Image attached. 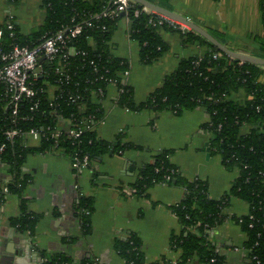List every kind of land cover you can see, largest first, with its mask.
I'll return each mask as SVG.
<instances>
[{
  "label": "crops",
  "instance_id": "crops-1",
  "mask_svg": "<svg viewBox=\"0 0 264 264\" xmlns=\"http://www.w3.org/2000/svg\"><path fill=\"white\" fill-rule=\"evenodd\" d=\"M156 1V5L189 18L233 51L264 59L259 43L264 36L260 0ZM9 19L16 21L22 34L30 35L43 25L46 10L42 0H19L16 4L0 0V25ZM129 29V21L120 20L108 46L113 56L128 62L129 75L121 77L123 83L133 88L137 103L161 87L182 59L207 50L198 43L186 44L181 32L162 30L169 50L154 64L145 65L140 61V46L130 37ZM261 81L264 82V76ZM56 89L49 86L50 101ZM119 95L111 85L103 98L93 96V104L104 109V118L94 129L98 139L131 148L120 154L99 156L84 169L73 166L64 148L29 154L22 166V175L27 179L24 194L5 197L0 212V264H44V256L61 255L74 264L95 260L99 264H126L116 245L131 236L138 238L146 264H179L182 252L175 241L187 237V232L174 207L184 201L187 191L181 185L156 184L139 194L136 184L142 170L162 152L170 151V161L181 178L204 180L208 195L214 200L228 194L238 171L227 169L220 154L212 149V135L203 128L208 121L205 109L181 115L171 111L133 112L118 105ZM235 97L244 99L245 94L241 91ZM70 125L69 120L61 119L57 128L66 132ZM41 141L40 137L28 136L27 146L38 149ZM215 153L219 159L210 165ZM12 177L10 167L0 158V190ZM83 196L94 200L88 235L84 234L78 216L77 206ZM23 200L27 213L39 219L32 236L14 225L21 217ZM249 210L246 202L233 197L225 210L226 221L208 230L209 241L223 264H252L244 249L247 235L232 221L235 216L248 215ZM187 264L203 263L194 257Z\"/></svg>",
  "mask_w": 264,
  "mask_h": 264
},
{
  "label": "trees",
  "instance_id": "trees-1",
  "mask_svg": "<svg viewBox=\"0 0 264 264\" xmlns=\"http://www.w3.org/2000/svg\"><path fill=\"white\" fill-rule=\"evenodd\" d=\"M18 1L9 0L14 4ZM113 1L42 0L46 19L30 35L22 34L15 20L9 19L0 25L4 33L2 49L6 53L15 46L38 47L45 39L75 24L84 26L82 34L69 44V47H75L80 52L78 55L67 62L61 58L52 62L41 59L45 73L33 81L36 96L22 102L16 115L10 105L11 98L6 96V85L0 83V145L6 144L0 158L10 167L13 176L7 184L10 195L21 197L24 194L27 179L22 175V166L27 156L36 150L47 153L64 148L72 160L79 153L80 158L87 155L92 162L104 154H120L131 148L130 145L98 139L94 129L104 118V109L100 104H93V96L103 98L111 85L121 91L118 105L129 111L150 110L156 114L171 111L181 115L203 108L208 115L203 128L212 135V149L220 154L222 164L227 169L238 171V177L228 194L214 200L209 197L208 184L204 180L182 179L180 171L170 161V151L162 152L153 164L142 170L136 188L139 194L163 183L181 185L186 189L184 201L174 207L187 232V237L175 241L176 248L182 252L179 264H187L194 257L203 264H223L209 241L208 230L226 221L225 210L230 206L231 198L246 202L250 207L248 215L235 216L232 221L241 226L247 235L244 249L251 263L264 264V82L261 81L264 67L235 60L196 32L174 28L155 13H142L136 17L134 11L140 9L137 3L133 4L128 15L103 17ZM147 1L158 4L156 0ZM260 12L264 29V0H260ZM124 18L129 20L130 37L138 42L140 61L145 65L154 64L169 50L161 36L162 30L181 32L186 44L198 43L207 50L203 54L182 59L164 79L161 87L145 101L137 103L133 88L123 83L121 77L129 71L128 62L113 56L108 46L118 22ZM259 43L264 50V36ZM215 55L220 56L215 58ZM50 85L57 88L52 101L48 96ZM241 91L245 98L237 99L235 95ZM77 96L80 98L72 101ZM61 119L69 120L71 128L82 127L83 134L79 138L65 133L57 140L52 138L51 134L58 129L57 124ZM88 126L90 128L86 129ZM33 129L44 130L38 149L27 146L25 134L11 141L5 136L9 130L29 133ZM167 176H171V181H167ZM0 198L4 200L5 196L0 193ZM21 202V217L14 221V225L32 236L39 219L28 214L25 201ZM77 208L83 232L88 235L94 212L93 198L81 197ZM116 248L126 264H146L136 236L117 243ZM44 258V264H74L64 255ZM95 262L86 261L83 264Z\"/></svg>",
  "mask_w": 264,
  "mask_h": 264
},
{
  "label": "built area",
  "instance_id": "built-area-1",
  "mask_svg": "<svg viewBox=\"0 0 264 264\" xmlns=\"http://www.w3.org/2000/svg\"><path fill=\"white\" fill-rule=\"evenodd\" d=\"M135 2L133 0H114L112 6L108 8L104 13L103 17L113 18L119 16L120 14L128 15L131 8ZM142 13H154L146 7H140L134 11V15L138 17ZM163 19L170 22L174 28H179L181 30H186L187 27L175 20L167 18L160 15ZM128 20V19H127ZM129 21V20H128ZM84 26L81 24H75L74 26L68 27L63 31L58 32L56 35L49 37L43 41L41 45L34 48L15 46L12 51L6 53L2 49L3 41V31L0 30V62L3 64L0 67V83L6 85V96L10 97V105L13 109V114L16 115L19 110V105L28 99H33L36 96V91L33 87V81H35L39 76L44 75L45 71L43 65L41 64V59H46L50 62L54 61L56 58H61L64 62H67L72 56L78 55L80 52L75 49V47H69V44L77 39L83 32ZM103 29H106L103 27ZM187 29L186 31H189ZM220 55H215L218 58ZM125 76L129 75V71L124 73ZM69 79V76H66ZM121 91H119L120 93ZM73 97L72 101L75 99ZM55 99V97H54ZM53 99V100H54ZM88 126L86 129H89ZM44 131V130H43ZM43 131L37 129L31 130L29 133H24L16 130H9L5 133L7 140H13L16 136L24 135L42 138ZM84 132L81 128H70L68 131L64 132L61 130H54L51 134L52 138L55 140L67 134L73 138H79ZM6 144L0 145V153L4 152ZM73 166L76 169H84L90 166V159L87 155L80 158L79 153L73 156ZM167 181H171V176H167ZM166 183H163V185ZM2 196H9L10 191L7 186L0 190ZM4 200L0 198V212L2 210ZM44 263L46 259L42 260ZM214 262V260L212 261ZM259 263V262H258ZM95 264H99L96 260Z\"/></svg>",
  "mask_w": 264,
  "mask_h": 264
},
{
  "label": "water",
  "instance_id": "water-1",
  "mask_svg": "<svg viewBox=\"0 0 264 264\" xmlns=\"http://www.w3.org/2000/svg\"><path fill=\"white\" fill-rule=\"evenodd\" d=\"M135 3L139 5V7H146L150 9L152 12H154L157 15H162L167 18H170L172 20H175L187 27V29H190L203 38H205L207 41L212 43L214 46H216L222 53L225 55L235 59V60H240L243 62H248V63H253L256 65H260L264 67V59L258 58L249 54L241 53V52H236L227 47L225 44L221 43L218 39H216L213 35H211L209 32H207L204 28L200 27L198 24L195 22L191 21L189 18L180 15L178 13H175L171 10H168L166 8H163L161 6H158L156 4H153L147 0H133ZM124 16V14H122ZM186 29V30H187ZM175 183V181H174Z\"/></svg>",
  "mask_w": 264,
  "mask_h": 264
},
{
  "label": "rangeland",
  "instance_id": "rangeland-1",
  "mask_svg": "<svg viewBox=\"0 0 264 264\" xmlns=\"http://www.w3.org/2000/svg\"><path fill=\"white\" fill-rule=\"evenodd\" d=\"M156 69H157V67L154 66L153 70H156ZM135 73H136L137 75H139V70H137ZM150 73H151V72H150ZM150 73H149V74H150ZM203 148H204V147H202V150L204 151ZM219 156H220V155H219ZM205 157H206V159L209 158V157H208V153L205 155ZM217 159H219V157H218V154L215 153L214 157L211 159V162H209L210 165H213V163L216 162Z\"/></svg>",
  "mask_w": 264,
  "mask_h": 264
}]
</instances>
